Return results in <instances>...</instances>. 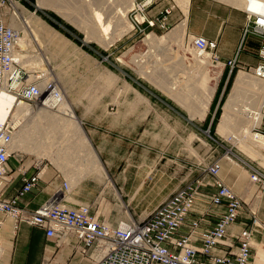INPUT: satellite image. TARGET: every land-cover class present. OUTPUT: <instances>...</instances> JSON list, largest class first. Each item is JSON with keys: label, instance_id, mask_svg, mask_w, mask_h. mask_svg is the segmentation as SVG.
Masks as SVG:
<instances>
[{"label": "rangeland", "instance_id": "rangeland-1", "mask_svg": "<svg viewBox=\"0 0 264 264\" xmlns=\"http://www.w3.org/2000/svg\"><path fill=\"white\" fill-rule=\"evenodd\" d=\"M135 1L111 0V8L108 9L102 7L96 0H51L46 5L41 4L40 0H0L3 19L10 26L20 30V37H23L25 42L27 41L25 47L20 44L18 46V54L23 64L34 74L46 72V77L54 82L62 95V101L56 105L29 104L23 100L34 108L35 114H27L20 119L21 121L14 119L18 129L24 125L28 128L26 129L28 141H26L27 145L25 144L26 148H17L19 154L11 157L12 162L20 165V158H23L24 165H31L30 168L36 166V171L39 169L56 170L62 175L63 183L64 181L69 183L71 189L69 194L85 182L89 183L92 189L98 191L99 199L96 202L78 205L91 206L98 217L113 226L123 221L144 220L152 210L142 213L134 211L129 206L128 196L124 195L115 185L109 167L110 163L101 155L93 141L89 125L82 119L85 112L94 117V124L100 130H111L112 135L119 139L114 149L118 153L116 163L120 164V169L124 161L129 159V154H126L129 146L133 144L134 139L138 138V129L133 127L137 124L138 111L141 107L146 111L147 126L153 136L168 142L172 141L170 147L163 148L159 145L153 151L160 153L165 149V158L178 159L181 164L185 165L183 172L190 168L194 169L195 174L201 170L205 171L203 168L211 164L213 161H210L213 158H225L243 170L248 169L250 177V165L264 172V169L258 166L259 163L245 153L246 151L239 142L234 141L231 131L237 130V127L233 128L237 125L236 122L231 123V131L225 134L218 132V123L226 110L225 104L236 76L241 71L239 69H242V65L248 66L255 63L240 64L241 66L234 68L229 65L224 66L223 63L214 66L211 58L212 51L208 52L210 60L208 63L205 62L202 68L213 76L212 85H216V90L208 108L205 107L207 110L202 117L203 111L198 110H203L208 93L206 87L198 86L200 85L199 77L188 73L193 68L192 51L196 50L188 35L190 33L187 32L186 27L183 41L179 38H170L172 36L170 32L174 31L173 28L184 22L187 26L188 7L185 6L187 0H159L148 8L146 13L138 16L139 21L143 20L140 16L154 18L156 19L154 24H149L147 20L138 23L139 21L135 19V12L131 11ZM221 1L233 5L232 2ZM129 7L131 8L127 15L120 20V24H117L119 19L114 16ZM159 7H161L160 11H158ZM168 7L172 9L166 16L164 10ZM95 8H101L103 14L107 16L106 21H110L108 39L106 38L105 42L90 33L89 27L92 20H96L93 14ZM171 14L178 16L179 19L171 20ZM185 18L186 21H184ZM163 35H167V41H158L154 38ZM247 37L241 50L243 53L254 51L251 45L257 42V38ZM201 56L204 57L202 54ZM177 59H181L180 63ZM171 85L174 86L172 88L174 90L186 91L184 102L176 99L169 92L167 87ZM137 91L144 95V98ZM243 98L244 96L240 102L244 101ZM43 105L47 109H41ZM165 105H169L172 109V116L165 112ZM46 111L50 113L51 120L59 119L61 122L64 119H70L72 111L76 115L77 125L86 132L104 169H98L99 166L96 168L97 162L89 157L83 160L86 156H83L85 152L82 149H79L78 153L84 158L77 155L72 160L54 161L51 156L55 148L48 146L45 142V139L52 138V135L49 136V132L46 133L43 128L47 124H43L42 113ZM245 112L247 113V110ZM10 117L13 119L12 116ZM49 118L46 123L50 121ZM205 118L206 122L203 125ZM187 120L191 121L192 125H187ZM74 129L72 124L70 128L60 127L55 133L68 132L70 136ZM73 136L72 140L75 139ZM151 138L148 135V140ZM34 144L37 145L34 146ZM260 151L264 155L263 147ZM149 156L152 158L154 153ZM131 158L135 161L144 160L137 154ZM216 160L221 162L220 159ZM106 182H108L107 185ZM69 199H73L72 196H69ZM257 244L261 246L263 243ZM0 245L2 246V243ZM262 257L264 258V255L261 257L258 255V258Z\"/></svg>", "mask_w": 264, "mask_h": 264}, {"label": "built area", "instance_id": "built-area-1", "mask_svg": "<svg viewBox=\"0 0 264 264\" xmlns=\"http://www.w3.org/2000/svg\"><path fill=\"white\" fill-rule=\"evenodd\" d=\"M159 0H136L131 11L135 19ZM172 7L164 10L166 16ZM247 23L243 30V40L235 56L221 62L216 52L217 40L203 35L188 34L194 48L204 53L212 51L214 66H241L239 55L243 42L249 35H255L259 44L254 54V65H242V69L258 78L264 79V14L256 13L249 7L244 9ZM165 16V18H166ZM164 18V20H165ZM154 24L156 19L143 18L142 21ZM139 21L138 23H142ZM20 30L10 26L0 17V92L5 90L14 94L16 99L29 104L43 103L56 105L62 101L60 90L46 77V72L32 73L18 55ZM255 121L252 131L264 136V97L258 108L249 110ZM18 130L16 121L9 117L0 120V211L13 217L15 224L26 222L44 228L46 236L55 237L59 242L67 240L69 234L77 236L83 253L95 249L99 258L95 264H264V258H258L253 251L255 245L254 227L262 228L255 212L248 208V202L237 194L220 176L221 162L214 160L203 168L214 177L217 187L212 196L216 204L226 203L227 207L216 223L202 231H197L200 219L190 222L188 233L178 234L187 215L194 209L199 190L203 185L196 178L179 186L164 198L144 220L123 222L111 225L98 217L87 204L72 206L67 203L70 185L64 181L60 190L34 210L20 206L15 198L4 196L5 188L11 181L10 160L19 150L13 140ZM264 148V147H263ZM30 166H24L23 184L18 192L23 195L31 191L40 181L41 170L27 174ZM251 180L258 182L264 189V172L250 165ZM242 210H247L254 226L246 227L234 236L235 244L228 237V226L233 223ZM1 223V221H0ZM196 240H201L198 244ZM264 249V243L261 244Z\"/></svg>", "mask_w": 264, "mask_h": 264}, {"label": "crops", "instance_id": "crops-1", "mask_svg": "<svg viewBox=\"0 0 264 264\" xmlns=\"http://www.w3.org/2000/svg\"><path fill=\"white\" fill-rule=\"evenodd\" d=\"M158 9L160 11L161 7ZM188 13V33L217 40L216 51L221 61H226L235 55L242 44L243 30L247 23L246 12L243 8L221 0H190ZM0 17L4 18L1 11ZM170 18L173 21L179 19L174 14H171ZM249 36L257 38L255 35ZM247 38L243 42V46ZM258 44L257 38V42L251 45L254 51ZM254 51L241 52L239 55L241 64L256 63L257 57L253 53ZM165 108V112L172 116V109L169 105H165ZM82 119L89 125V131L101 155L110 163L109 167L115 185L124 195L128 196L129 206L134 211L144 213L153 210L179 186L199 177L202 179L203 185L200 187L194 209L187 215L178 234L188 233L191 229L190 222L196 218L200 219L197 231L211 228L218 217L225 212L226 203L212 202V196L217 189L214 177L203 170L195 174L193 168L183 172L185 165L181 164L178 159L165 158V149L160 153L153 151L159 145L163 148L170 147L172 141L168 142L153 136L147 126L145 109L139 107L137 124L133 127L138 129V138L134 139L133 144L129 146L126 153L129 154V159L124 161L121 169L120 164L116 163L118 153L114 149L119 139L112 135L111 130H100L94 124V117L89 113L85 112ZM205 120L206 118L203 125H205ZM186 124L192 125L189 120L186 121ZM148 135L152 137L151 140H148ZM161 142L162 144H160ZM151 153H154L152 158L149 156ZM136 154L144 160L135 161L132 159L131 157ZM216 159H220L222 163L221 178L248 202V208L255 212L264 227V189H260L258 182L251 180L248 169L243 170L225 158H213L210 162ZM22 160L23 158H20L19 165V163L14 164L11 158V181L5 188L4 196L15 198L20 206L34 210L60 190L63 178L56 170L43 169L37 186L31 191L19 195L25 166V162L23 163ZM256 161L259 163L258 166L264 169V165L260 161ZM36 170V166L29 168L27 174H32ZM69 196H72L73 199H69L68 203L78 205L96 202L100 195L97 190L92 189L89 183L85 182L77 189H73ZM0 221V243H2V246L0 245V264H95L99 258V253L95 249H91L87 254L83 253L80 250L79 239L73 233L69 234L67 240L59 242L55 237L46 236L44 228L40 226L26 222L16 225L13 217L2 211H0ZM251 226L254 225L250 213L247 210H242L238 218L228 226V237L237 244V239L234 237L236 233ZM254 240L256 244L253 246V251L260 257L257 243H264L262 228L254 227ZM196 242L200 244L201 240H196Z\"/></svg>", "mask_w": 264, "mask_h": 264}, {"label": "bare ground", "instance_id": "bare-ground-1", "mask_svg": "<svg viewBox=\"0 0 264 264\" xmlns=\"http://www.w3.org/2000/svg\"><path fill=\"white\" fill-rule=\"evenodd\" d=\"M49 1H51V0H40V3L43 5H46L49 3ZM96 1L100 2V5L102 7H106L108 9L111 8V0H96ZM226 1L232 2L233 5L235 4L238 7H241L244 9L249 7L251 10L256 11V13L264 14V0H226ZM51 5H54V4H51ZM133 5H134V2H133ZM185 6L188 7L187 8V14H189L188 11H189V6H190V0L186 1ZM130 8L131 7L127 8L126 10H121L120 12H118L119 14L117 13L118 15L114 16V17H116V19H119L117 24L121 23L120 20L124 19V16L127 15V12L129 11ZM93 14L95 15L97 21L94 19L92 20V24L89 27L90 33L92 35H95L98 39L104 40V42H105L106 38L108 39L110 21L109 22L106 21L107 16H105L103 14V11L101 10V8H95V11ZM140 19L142 20L143 16H140ZM184 21H186V18ZM126 25L128 26V24H126ZM129 27H130V24H129ZM186 27H187L186 23L184 22L181 25H178L175 28H173L174 31H173V33L170 32V34H172V36L169 35V36H171L170 38H173V39L179 38L181 41H183ZM169 36H168V38H169ZM156 37H157V35H156ZM156 37H154V38L157 39L158 41H163V40L167 41V35H163L159 38H156ZM26 42H25L23 37H20V39H19L20 45L25 47ZM208 52L207 53L206 52L201 53V52H199L198 49H196V50L193 49L192 53L194 55V62H191V64L193 65V68L190 70L188 69L189 74H192V76H198L199 77L200 85H198V86L202 87V88L206 87V90L208 93V96L206 97V100L204 101L203 110H198L200 112L203 111L202 114L200 113L202 115V117L204 116V114L207 110V109H205V107L208 108V105L210 104L212 97H213V94L216 90V85H212L213 76L208 71H206V69L202 68L203 64L205 62L208 63V61L210 60L209 59L210 53H208ZM201 54L204 55V57H202ZM21 55H22V53H21ZM187 57H188V55H187ZM166 59H168V58H166ZM183 59L185 60V56ZM169 60L170 59H168V61ZM179 60H181V59H179ZM179 60H178V63H180ZM182 62H184V61H182ZM220 64L221 63H219L218 66ZM181 76H183V75H181ZM162 81H163V78H162ZM183 81L184 80H182V82ZM173 87L174 86L171 85V86H168L167 89L169 90V92H171V94L174 95V97L176 99L184 102V100H185L184 94L186 91H184V90L181 91V90H177V89L174 90V89H172ZM137 92L140 94L139 91H137ZM141 96H142V98H144L143 97L144 95H141ZM243 96H244V98H243L244 101L240 102V100ZM263 97H264V79L258 78L253 74H248L245 71L241 70L238 73V75L236 76V80L234 82L232 91H231L230 95L228 96V100L225 104L226 110L224 111L222 118H221L220 122L218 123V132L225 134L226 132L231 131V129H232L231 123L236 122L237 125L233 126V128L237 127V130L231 131L234 141L236 140L237 142H239V144L246 151L245 153H247V155L250 158H252L254 160H259L260 163H262L264 165V155L260 151V149L262 147H264V136L256 134L255 132L251 131L252 129H250V128H252V126L255 124V121L249 115V110L258 108ZM192 105H194V104L192 103ZM241 105H243V107H241ZM41 109L44 110L47 108H46V106L43 105L41 107ZM246 110H247V113L245 112ZM34 111H35L34 108L30 107L28 105V103L16 99L14 94H10V93L6 92L5 90H2L0 92V120L1 121L8 119L10 116H12L13 119H15L16 121H19L23 116H25L27 114L34 115L35 114ZM40 111L42 112V110H40ZM194 111H195V109H194ZM195 113H197V112H195ZM38 115L41 116L40 113ZM42 117H43V124L44 123L47 124L46 127H43V128H45L46 133L49 132V136H50V134L52 135V138L50 137L49 140L45 139V142L48 144V146H54V148H55V151L53 150L54 154H52V156H51L54 161L60 162L64 159L72 160V158L77 157V155L81 156V154L78 153V151H79V149H82L85 152V154L83 156H86L85 158L81 156L82 158H84L83 160H85L86 158L87 159L91 158L92 160L97 162L98 165L95 166L96 168L98 166H99L98 169H100V170L103 168V166L100 164L101 161H100L97 153L95 152L86 132L84 130H81L79 128V125H77L76 115L72 111H71V118L70 119H64L63 122H61V120H59V119L57 121L51 120L49 118L50 113H48L47 111H46V113H42ZM48 118L50 121L46 123V120ZM72 124L74 125L75 129H74V132L70 134V136H68V132L65 134H62L59 132L55 133V131L59 130L60 127H62V129L66 128V127L70 128V126ZM19 125H20V123H19ZM26 129H28V128L25 125H24V127L23 126L19 127V129L17 130V132L15 133V136H14V140H13L14 147H16L18 149L26 148L25 147L27 145L26 141H28L27 135H26V133H27ZM46 133H44V134H46ZM72 135H74L73 137H75L74 140L71 139ZM40 136H42V135H40ZM45 138H46V136H45ZM42 139H43V137H42ZM36 145L34 144V146H36ZM76 145H78L79 147L77 148ZM38 147H39V145H38ZM40 148H41V144H40ZM83 164L86 165V163H83ZM91 165H93V164H91ZM86 168H88V167H86ZM102 171H104V170H102ZM107 183L108 182H106L105 184L107 185ZM110 185H112V183H110ZM123 222H121V223H123ZM258 248L260 249L259 252H260V257H261L263 254V249L260 245Z\"/></svg>", "mask_w": 264, "mask_h": 264}]
</instances>
